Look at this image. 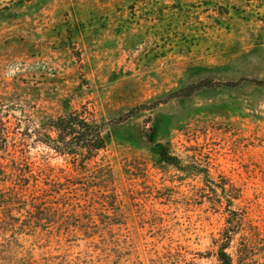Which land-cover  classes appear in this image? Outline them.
Returning a JSON list of instances; mask_svg holds the SVG:
<instances>
[{
	"label": "rangeland",
	"instance_id": "374dc122",
	"mask_svg": "<svg viewBox=\"0 0 264 264\" xmlns=\"http://www.w3.org/2000/svg\"><path fill=\"white\" fill-rule=\"evenodd\" d=\"M74 111L112 132L91 159L39 136ZM21 148L96 232L15 223L1 264H264V0H0V161Z\"/></svg>",
	"mask_w": 264,
	"mask_h": 264
},
{
	"label": "trees",
	"instance_id": "16d2710c",
	"mask_svg": "<svg viewBox=\"0 0 264 264\" xmlns=\"http://www.w3.org/2000/svg\"><path fill=\"white\" fill-rule=\"evenodd\" d=\"M155 127L150 135L152 140L157 132ZM48 129L40 131L39 136L43 138L41 140H45L48 145L60 153L82 155L86 159H91L97 152L104 149L112 137V132L106 130L103 123L90 120L78 111L50 120ZM52 132L56 135L53 136ZM20 151L24 157L13 158L9 163L0 161V182L5 185L7 182L10 183L5 188H0V206L2 202L6 211L9 212L5 217L0 216V231L1 229L13 230L11 237L16 238L15 233L19 232L15 229V223L19 222L22 225L19 229L42 228L53 231L56 229L67 236L77 235L80 232L87 237L94 235L96 232L94 228L97 224L93 220L94 213H79L75 208H67L65 204L70 202L64 200L65 194L59 197L63 199L62 201L55 202V194L60 193L61 188L52 189L47 183L49 181L46 180L43 182L48 187L41 186L39 184L40 175L28 161L26 151H23V148ZM153 151L159 160L174 165L180 170L187 171L188 168L193 167L199 172L203 171L199 166L182 164L181 158L167 144L155 142ZM228 201L232 202V199L228 198ZM14 210H17L20 215H13ZM229 211L232 215L238 214L235 209L229 208ZM237 218L239 219L240 216L238 215ZM13 243L14 240L7 237L4 241L0 240V264L6 259V254L14 249ZM225 248L226 246L221 247L219 258L225 264H233L231 255L225 251Z\"/></svg>",
	"mask_w": 264,
	"mask_h": 264
}]
</instances>
